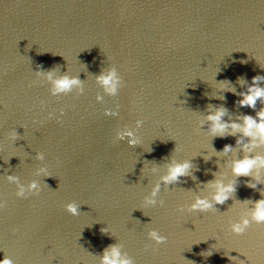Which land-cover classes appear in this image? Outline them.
Here are the masks:
<instances>
[{
	"label": "water",
	"instance_id": "obj_1",
	"mask_svg": "<svg viewBox=\"0 0 264 264\" xmlns=\"http://www.w3.org/2000/svg\"><path fill=\"white\" fill-rule=\"evenodd\" d=\"M113 67L121 84L109 95L96 78ZM49 72L82 92L52 96ZM256 75L264 0H0V256L101 264L117 245L132 264H264V224L230 231L264 198V183L249 187L252 174L234 176L230 162L264 145L245 152L239 131L212 135L206 119L221 106L226 122L255 117L259 99L237 101ZM172 161L190 168L165 183ZM8 175L39 193L15 196ZM215 180L233 182L229 198L188 211Z\"/></svg>",
	"mask_w": 264,
	"mask_h": 264
},
{
	"label": "clouds",
	"instance_id": "obj_2",
	"mask_svg": "<svg viewBox=\"0 0 264 264\" xmlns=\"http://www.w3.org/2000/svg\"><path fill=\"white\" fill-rule=\"evenodd\" d=\"M37 75H39V73H37ZM46 78L51 82L49 91L52 96H60V94L70 92L73 89V86L76 87L77 93L82 92L80 81L75 77L62 75L53 78L51 72H49ZM96 79L104 86V91L109 95H115L121 84V76L117 73L115 67L110 68L106 73L97 76ZM261 79H264V77L259 75L251 78L252 83L248 85L247 90L239 94L240 99L237 101L239 105H246L250 108H254L258 99L261 101L262 105H264V86L257 84V81ZM97 99L99 100L100 97L97 96ZM224 114L225 109L221 106L217 107L213 112H210L206 116V119L210 121V134L223 136L226 134V130H230L227 134H234L239 131L241 137L237 138L236 143L240 144L245 152H250L253 148L264 145V106H262L256 113L255 117L248 114L243 115L241 118L242 123L223 121L221 118ZM126 134L131 136L132 132L129 131ZM121 135H123V133ZM243 137H249L250 139L247 142L241 143ZM230 150L231 145L225 144L222 152L226 153ZM230 163L231 171L234 176H248L250 173L252 174L253 181L248 182L249 187L255 188L257 182L264 183V179H262L261 176V173L264 172V155H245L239 159H233ZM189 168L190 163L188 161H172L167 165L166 174L160 179L165 183L175 182L179 177L186 175ZM5 179L10 183L15 184L14 195L17 197L36 195L40 191V188L35 181H31L27 185H24L19 182L17 177L12 175L6 176ZM209 187L213 189L211 199L199 196L193 197L192 202L187 205L188 211H204L212 209L214 203H223L229 198V194L234 191L232 181H229L228 183H223L220 180L211 181L209 182ZM158 188L159 184L157 183L152 189L151 196L146 198L148 203L154 202L151 197L155 196ZM65 207L73 214L77 211L74 204H67ZM250 223L264 224V198L255 201L253 208L247 213L241 215L239 220L232 221L230 223V231L233 234H242L248 228ZM101 231H104V229H101ZM148 235L157 243H162L166 239L155 230L150 231ZM229 259L236 261V264H240V261L237 260L235 256L229 257ZM0 264H14V261L8 255H3L0 256ZM101 264H132V261L127 256L121 254L119 246L111 245L104 250L101 257Z\"/></svg>",
	"mask_w": 264,
	"mask_h": 264
}]
</instances>
